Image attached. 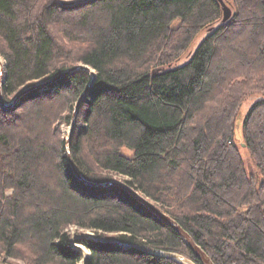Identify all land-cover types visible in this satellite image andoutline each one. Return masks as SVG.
<instances>
[{
  "label": "trees",
  "instance_id": "trees-1",
  "mask_svg": "<svg viewBox=\"0 0 264 264\" xmlns=\"http://www.w3.org/2000/svg\"><path fill=\"white\" fill-rule=\"evenodd\" d=\"M226 1L235 11L224 22L219 0H0L3 95L9 104L75 64L90 67L69 147L81 175L126 176L214 264H264V99L241 124L260 183L236 141L243 85L264 81V0ZM91 80L76 71L0 103V263L183 264L99 241L112 239L202 264L123 188L75 175L60 128ZM253 88L264 94L261 81ZM70 227L95 234L76 240L89 255Z\"/></svg>",
  "mask_w": 264,
  "mask_h": 264
},
{
  "label": "water",
  "instance_id": "water-1",
  "mask_svg": "<svg viewBox=\"0 0 264 264\" xmlns=\"http://www.w3.org/2000/svg\"><path fill=\"white\" fill-rule=\"evenodd\" d=\"M220 3L222 4L223 7V11H224V19L223 21L226 22L228 20L231 19L233 12L232 9L229 7V5H227V3L224 0H219ZM76 71H85L87 73H89L91 75V83L89 85V87L87 88V90L85 91V93L82 95L81 99L79 100V103L76 107L75 110V114H74V120H73V124H72V131L71 134L69 136L68 139V151H69V162L71 164V167L75 173V175L81 180L83 181L85 184L89 185V186H95V187H101V188H105L108 186H118L123 188L125 191H127L130 195H132L135 199H137L142 205H144L146 208H148V210L151 211V213L158 217L160 220H162L164 223H166L168 226H170L173 230H175L179 236L185 241V243L189 246V248L191 249V251L195 254V256L200 260V262L202 264H214V262L212 261V259L210 258V256L199 246L195 243V241L193 240V238L191 237V235L185 231L183 229V227L177 222L175 221L173 218H171L169 215L165 214L164 212H162L161 210H159L152 202H150L148 199H146L145 197H143L142 195H140L139 192L135 191L134 189H132L130 186H128L127 184L123 183V182H119V181H113V182H109V183H104V184H95L91 181L86 180L81 173L78 171L75 162L73 161V158L70 154V142L72 140L73 137V131L76 125V118L79 112V109L81 107V104L84 100V98L87 96L90 88L92 87L93 83L95 82L96 79V74L95 72L88 66H84V65H79L76 67H72L64 72H62L60 75H58L57 77H54L53 79L46 81V82H42L39 83L38 85H35L31 88H27L25 89L23 92H21L20 94H18L16 96V98L13 100V102L7 104L4 100V95H3V83H4V72H5V66H4V62L0 59V103L2 106L6 107V108H11L12 106H14L15 104H17L21 98L24 97V95H26L28 92L35 90L37 88L40 87H45V86H49L52 83L57 82L60 79L66 78L69 75H71L72 73L76 72ZM246 146V145H243ZM88 238L87 236H79L76 237L77 239H86ZM100 242H104V243H112V244H116V245H120L126 248H135L141 251H144L150 255L153 256H160V257H166L178 262H181L183 264H195L193 261L185 258L182 255L176 254V253H164L161 251H156L153 249H149L146 247H142L139 245H135V244H127V243H122L120 241H116V240H99ZM78 247V246H77ZM2 264V263H0ZM82 264H85V260L82 261Z\"/></svg>",
  "mask_w": 264,
  "mask_h": 264
},
{
  "label": "rangeland",
  "instance_id": "rangeland-1",
  "mask_svg": "<svg viewBox=\"0 0 264 264\" xmlns=\"http://www.w3.org/2000/svg\"><path fill=\"white\" fill-rule=\"evenodd\" d=\"M227 5H229V7L233 10V13H234V8L232 5L229 4L228 1L224 0ZM205 32L202 33L201 36H199L196 41L194 42L191 50H194L198 44L202 41V39L204 38L205 36ZM245 43H249L250 40H244ZM244 41H240L239 43L237 44H234V45H240L244 43ZM238 46V47H240ZM224 51V50H223ZM221 57L227 59L229 61V64L231 65V69H239L241 68V59H237L235 58V56L231 55L230 53H226V52H221ZM186 57L184 56L182 61L185 59ZM250 59H253L254 57H252L251 55L248 57ZM0 59L4 62V60L2 59V57L0 56ZM76 66H79L80 64H75ZM75 66V67H76ZM260 81L263 83L264 85V81L263 80H257V81H254V82H247L244 87V91L246 92V97H245V101L243 102L240 110H239V113H238V117H237V121H236V141L239 145V151H240V155L242 157V159L244 160V163H245V167L247 169V172L249 174V177L250 178H255L257 183H260V180L262 179L261 178V175L259 174V170L256 166V163L250 153V151L246 148V146H243V145H246L244 143V139L242 137V131H241V124H242V121L243 119L245 118V116L247 115L250 107L255 104L256 102H258L259 100H263L264 99V94L261 92V90H255L253 88V85L256 83V82H259ZM253 89V90H251ZM78 105V103H77ZM76 105V107H77ZM76 107L74 109V112H73V120H74V114H75V110H76ZM79 114V112H78ZM78 117V115H77ZM73 120L71 122V124L69 125L68 123H64L61 128H60V131H61V134H62V137L68 141L69 139V136L71 134V131H72V124H73ZM76 125H75V128H74V131H73V135L75 134V130L77 128V118H76ZM123 154L124 155H127V156H132L133 154V151L129 148H124L123 149ZM106 175V172L105 174ZM109 175V174H108ZM110 177H112L113 179L119 181V182H123L125 180H127L128 178L126 176H122V175H111ZM140 195H142L140 193ZM146 198V197H145ZM150 201V200H149ZM151 202V201H150ZM69 232L70 234L72 235V242H73V246L79 250H81L85 256L89 255V250L87 248H85L83 245H80V244H77L76 243V237H79V236H87L89 238H95V234L91 231H85V230H80L76 227H70L69 228ZM78 246V247H77ZM186 258V257H185ZM12 263H15V264H24L25 262H23L22 260H12L11 261ZM82 264V263H81Z\"/></svg>",
  "mask_w": 264,
  "mask_h": 264
}]
</instances>
